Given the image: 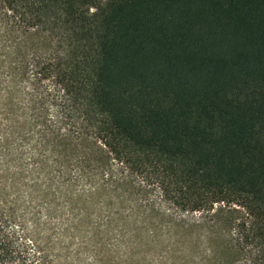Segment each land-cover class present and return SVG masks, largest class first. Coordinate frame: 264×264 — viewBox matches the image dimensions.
<instances>
[{
  "label": "trees",
  "instance_id": "16d2710c",
  "mask_svg": "<svg viewBox=\"0 0 264 264\" xmlns=\"http://www.w3.org/2000/svg\"><path fill=\"white\" fill-rule=\"evenodd\" d=\"M13 26L67 31V91L104 169L182 212L238 205L237 264H264V0H0ZM0 264H41L0 215Z\"/></svg>",
  "mask_w": 264,
  "mask_h": 264
},
{
  "label": "rangeland",
  "instance_id": "374dc122",
  "mask_svg": "<svg viewBox=\"0 0 264 264\" xmlns=\"http://www.w3.org/2000/svg\"><path fill=\"white\" fill-rule=\"evenodd\" d=\"M77 55L67 31H25L0 8V215L41 264H237L242 207L174 210L105 171L61 81Z\"/></svg>",
  "mask_w": 264,
  "mask_h": 264
}]
</instances>
